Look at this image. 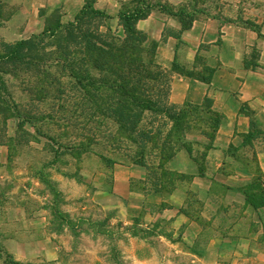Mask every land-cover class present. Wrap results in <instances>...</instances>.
<instances>
[{"label":"rangeland","instance_id":"374dc122","mask_svg":"<svg viewBox=\"0 0 264 264\" xmlns=\"http://www.w3.org/2000/svg\"><path fill=\"white\" fill-rule=\"evenodd\" d=\"M141 1L154 5L167 2L50 0L39 10V28L38 22L32 20L22 37L0 35V44L28 38L58 20L72 21L87 2L112 16L95 20L102 24L100 30L123 37L117 14L131 10ZM228 3L235 5L233 10L241 19L246 18L257 28L264 24V0ZM14 28L17 30V24ZM148 45L156 48L153 41L148 40ZM254 54L257 55L256 50ZM153 60L162 68L156 56ZM88 72L96 79L114 78L90 64ZM8 77L9 95H4L9 100L24 103L26 110L41 106L61 122L53 117L49 124L38 122L35 129L29 123L18 125L16 117L6 121L0 139V264L10 260L31 264H264V186L259 181L245 185L247 198L240 214L234 210L214 216L217 224L204 223L206 231L193 243L182 235H174V217L165 211L169 206L165 198L173 199L171 194L183 184L179 170H193L196 163L192 162H206L209 143L204 141L201 149L196 139H190L186 148H174L166 158L155 155L157 150L150 143L140 156L138 147L129 139L121 136L118 142L117 137H112L117 123L111 118L98 114L70 123V117L66 118L68 122L63 118L69 114L67 111L55 112L58 104L71 108L68 102L75 95L68 88L58 94L48 87L44 100H33L23 90L20 78ZM23 79L35 80L31 74H24ZM168 121L166 128L171 125ZM252 130L243 156L230 147L226 150L227 162H231L230 156L242 164L257 162L256 151L264 150V129L255 122ZM255 172L260 173L256 168ZM253 209H258L262 233H258L259 223L253 221ZM219 234L227 238L217 242V260L203 261V250L213 244L211 235ZM249 243L252 246L246 247Z\"/></svg>","mask_w":264,"mask_h":264},{"label":"crops","instance_id":"0c3cea01","mask_svg":"<svg viewBox=\"0 0 264 264\" xmlns=\"http://www.w3.org/2000/svg\"><path fill=\"white\" fill-rule=\"evenodd\" d=\"M49 1L0 0V35L18 39L32 20L38 22L39 28V10ZM223 1L150 3L148 15L136 25L149 41L155 42L157 62L170 75L169 101L201 108L207 100L209 109L221 118L212 138L199 131L187 133V138L195 135L188 139H196L201 149L205 147L204 141L210 144L206 162H192L196 163L193 170H179L183 184L171 194L173 199L165 198L169 203L165 211L174 217V235H182L189 243L206 231L204 223L217 224L214 216L228 215L234 210L240 214L247 198L246 184L259 181L264 186V150L256 151L257 162L244 164L232 156L231 162H227L226 154L233 147L237 155L243 156L246 140L254 132L251 120L264 129V24L257 28L234 12L235 5ZM188 16L191 24L185 26L183 21ZM251 212L254 223L261 226L258 209ZM233 227L239 235L237 226ZM258 233H262V226ZM210 238L213 244L203 250V261L217 260V242L227 237L219 234ZM253 242L258 243L257 236Z\"/></svg>","mask_w":264,"mask_h":264},{"label":"trees","instance_id":"16d2710c","mask_svg":"<svg viewBox=\"0 0 264 264\" xmlns=\"http://www.w3.org/2000/svg\"><path fill=\"white\" fill-rule=\"evenodd\" d=\"M150 7V3L141 1L131 10L118 12L123 37L100 30L102 24L95 23V20L112 16L87 2L72 21L58 20L54 26L28 38L13 43L2 42L0 139L9 117H16L18 125L29 123L35 129L38 122L49 124L53 117L56 122H61L58 116L40 109L41 106L26 110L22 106L24 103L9 100L4 95H9L8 76L20 78L23 90L33 100H44L49 93L48 87L58 94L68 88L75 95L68 102L71 108L58 104L55 112L67 111L70 115L63 118L70 117V123L77 122L80 117L98 114L111 118L117 123L112 137H117L118 142H121V136L129 139L138 147L140 156L153 143L157 150L155 155L170 157L174 148H186L185 144L191 143L187 133L196 129L212 138L221 118L209 109V101L205 100L201 108L169 101L170 75L153 60L156 48L148 45L146 34L136 26L139 19L148 15ZM188 17L183 21L185 26L191 24V17ZM89 64L99 71L109 72L114 78H94L88 72ZM24 74L34 75L35 80L25 82ZM168 120L171 125L166 128ZM254 127L255 122L251 120V129ZM210 129L212 134H207L206 130ZM251 134L249 138H252ZM8 264L31 263L10 260Z\"/></svg>","mask_w":264,"mask_h":264}]
</instances>
